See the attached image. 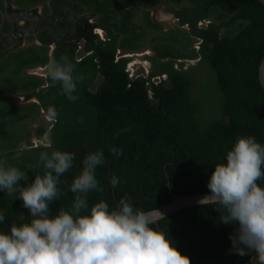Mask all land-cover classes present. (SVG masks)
<instances>
[{
  "label": "trees",
  "instance_id": "1",
  "mask_svg": "<svg viewBox=\"0 0 264 264\" xmlns=\"http://www.w3.org/2000/svg\"><path fill=\"white\" fill-rule=\"evenodd\" d=\"M75 2L77 11L86 7L98 12L102 24L108 25L106 41L97 40L88 48L93 55L84 67L75 65L74 75L84 76L71 94L79 99L71 101L61 87L36 93L41 81L22 77L24 69L47 62L44 54L25 57L0 53V74L7 76L0 85V159L24 171L27 183H31L36 175L44 174L42 167H29L36 164L41 151L75 154L73 167L61 177V198L50 205L52 216L71 207L75 195L69 186L91 152L103 150L106 162L96 169L103 191L89 192V211L100 200L112 209L128 194L134 208L149 212L171 203V193H210L207 184L211 174L217 164L226 163V153L238 137L253 136L264 145V89L259 81L264 58V5L259 0L167 1L169 12L176 15L181 27L188 28L182 31H166L146 9L142 23L133 21L142 8L155 5L153 0ZM124 6L127 11L114 10ZM118 14L121 18L115 21ZM203 20L209 25L198 27ZM150 34H154L150 40L155 57L148 60L154 67L147 76L129 77L130 59H117V52L142 48ZM186 38L198 40L199 49L183 52L181 41ZM195 59L206 66L209 76L201 84L199 101L191 95L196 84L191 75L197 67L182 68V60ZM97 77L102 81L94 92L91 87ZM13 90L29 92L27 98L37 96L40 104H13L7 97ZM49 107L58 113L52 119L51 147L20 149L23 142L31 144L27 120L39 110L47 115ZM46 132L42 128L36 134ZM110 146L122 149V155L113 156ZM113 175L120 180L115 188L110 184ZM258 183L264 187V180ZM24 185L21 181L20 186ZM18 195L9 197L0 191V211L5 214L0 231H10L13 223L19 226L31 221ZM216 207L185 208L150 226L167 231L191 264H251L250 254L239 256L231 251L229 236L237 225L221 223Z\"/></svg>",
  "mask_w": 264,
  "mask_h": 264
},
{
  "label": "clouds",
  "instance_id": "2",
  "mask_svg": "<svg viewBox=\"0 0 264 264\" xmlns=\"http://www.w3.org/2000/svg\"><path fill=\"white\" fill-rule=\"evenodd\" d=\"M209 23L204 20L198 27ZM131 64L127 72L135 77ZM74 72L75 65L66 56L47 70L50 80L60 84L73 102L79 97L71 94L84 79ZM47 115L56 119L58 113L49 107ZM109 150L117 158L123 152L112 146ZM74 158L75 154L67 151H41L36 164L29 167H42L44 174L36 175L31 183H27L24 171L0 159V191L9 197L18 193L32 217L19 226L13 223L8 232L0 231V264H191L167 231L150 226L158 220L134 208L128 194L112 209L100 200L89 211V192L103 191L96 177L97 167L106 162L103 150L84 158L81 173L69 186L75 195L71 207L52 216L50 205L61 198V177L73 167ZM262 180L264 145L253 136L238 137L226 153V163L217 164L211 174L207 184L210 195L198 202L201 207L218 205L214 210L220 214L219 221L237 225L229 236L232 251L239 256L254 253L251 264H264V187L258 183ZM21 181L24 186H20ZM119 183L116 175L110 178L113 188ZM4 221L5 214L0 211V223Z\"/></svg>",
  "mask_w": 264,
  "mask_h": 264
},
{
  "label": "flooded vegetation",
  "instance_id": "3",
  "mask_svg": "<svg viewBox=\"0 0 264 264\" xmlns=\"http://www.w3.org/2000/svg\"><path fill=\"white\" fill-rule=\"evenodd\" d=\"M167 1L170 0H153L155 5L142 8L133 21L139 24L143 22L144 9L151 13L153 19L152 16L163 10H159V7L162 5L168 6ZM114 10L121 13L127 11V8L125 6L117 7ZM118 15L115 17V21L120 20L121 16ZM139 16L141 22L138 19ZM165 17L166 13L163 14L161 19H167ZM169 17L175 19L179 24L174 13L169 14ZM156 22L158 21L156 20ZM158 23L162 25L161 22ZM201 23L202 21L198 23V26ZM107 26L102 24L101 14L98 12L89 10L86 7L81 12L77 11L75 0H0V53L5 56L21 55L25 57H32L34 53L44 54L47 62L24 69L22 77H35L36 80L41 81V84L35 89L36 93L50 92L53 88L61 87V85L53 83L48 77L47 70L49 66L54 62H58L61 56H66L72 64L78 66V69L84 67L93 55V50L88 48L97 40L106 41ZM204 26L201 28H204ZM120 51L124 50H118V52ZM118 58L120 57L117 56ZM121 58L129 59L132 56H122ZM132 62L130 61L129 64ZM182 68L184 69V67ZM149 73L148 71L147 75ZM98 79H100V82L94 88V92L102 81L100 77H97L91 90ZM18 91L22 94L21 100L23 102L32 101L40 104L37 96L27 98L26 95L29 92ZM18 91L16 92L18 93ZM44 114L46 115L45 112ZM46 116L48 117V115Z\"/></svg>",
  "mask_w": 264,
  "mask_h": 264
},
{
  "label": "rangeland",
  "instance_id": "4",
  "mask_svg": "<svg viewBox=\"0 0 264 264\" xmlns=\"http://www.w3.org/2000/svg\"><path fill=\"white\" fill-rule=\"evenodd\" d=\"M158 9L159 10L160 9H163V10L159 11L157 14H155L152 17H153V19L155 21L157 20L158 22H161L163 28L166 31H168V30L182 31L180 29H184V30L187 29V28L180 27L179 24H178V22L175 19L170 18V17L168 18L169 14H171V13L168 12V6L162 5ZM152 10H156V9H152ZM164 13H166V17L165 18H167V19H161V17L163 18V14ZM138 19L141 22L140 16H139ZM153 35L154 34H150L143 41L142 48L137 49V50H133V51H129V50L125 51L124 50L122 52L120 51V52L117 53V56H119L120 58L122 56H128V55H131L132 56V58H129L130 61H133L130 67L132 68V71H133V74H135V77H137L139 75L140 76L141 75L147 76V72L148 71L150 72L153 69V67H154V63L152 61H149L148 60V57H150V58H154L155 57V54L152 51V45L153 44H152V41L150 40ZM104 37L106 38V35L105 34H104ZM180 38H184V36L181 34L180 35ZM189 42L192 43V44L189 47H186V49L183 48V46L185 47V45H187ZM181 43L183 44V46L181 47V50L183 52H188V53L192 49H196L197 50L198 47H199V44H200L198 42V40H195V39L194 40L193 39L191 40V39H188V38H186L185 41L184 40L181 41ZM182 62L184 64L183 67H184L185 70L186 69H190L189 68L190 66H196L197 67L196 70L194 69L193 76L191 75V77H193V79H194V81L196 83L194 85L192 91H191V95H192V98L195 101H199L202 98V96H203L202 95V92H201V88H202L201 84L205 82V80H206L207 77H209V76H207L208 71L206 69V66L204 64H200L201 62L199 63V60L198 59H195V60H182ZM176 68H178V66ZM160 79L162 80L163 78L160 77ZM6 80H7V76L4 75V74H0V85L1 84H5L4 82ZM99 82H100V79L97 80V83H95V86L93 87L92 91H94V88L97 86V84ZM21 95L22 94H20L19 91L17 93V92H15L13 90V91H10L7 94V97H10L11 100H13V103L16 104L17 106H21V105H25V104L29 105L30 103L39 105L38 103L32 102V101H30V102H26V101L23 102L21 100ZM34 115L35 116H34L33 119L32 118H29L27 120V127L30 130V132H31V138H30L31 144H26V142H23V143L20 144V149H23V148H31V147L33 148V147H36L37 145L48 146L50 144V138H49L50 131L49 130L51 129V127H52V125L54 123L53 120L52 119H49L44 114V112L41 111V110L36 111L34 113ZM42 128L47 129V132L43 136H38L36 134V131H38L39 129H42ZM28 145H32V146H28ZM231 251H232V249H231ZM249 254L251 256L250 262H252V258L254 256V253H249ZM253 264H254V261H253Z\"/></svg>",
  "mask_w": 264,
  "mask_h": 264
},
{
  "label": "water",
  "instance_id": "5",
  "mask_svg": "<svg viewBox=\"0 0 264 264\" xmlns=\"http://www.w3.org/2000/svg\"><path fill=\"white\" fill-rule=\"evenodd\" d=\"M259 1L264 5V0H259ZM259 81H260L262 88L264 89V58L261 61V65H260V69H259ZM171 195L174 198V200L171 203H169L165 206H162L156 210L149 211L147 213L152 215L153 218L158 220V222H159L163 218H160L156 211L160 212L163 215V217L165 218V217H168L171 214L178 212L180 210H183L185 208L198 206L199 200H201L202 198H204L206 196H209L210 193L196 194V195H191V196H175L172 193H171Z\"/></svg>",
  "mask_w": 264,
  "mask_h": 264
}]
</instances>
